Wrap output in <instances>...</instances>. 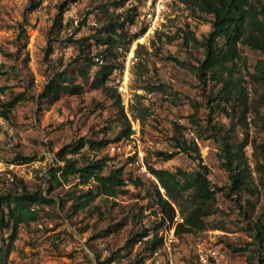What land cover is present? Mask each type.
Listing matches in <instances>:
<instances>
[{
  "label": "rangeland",
  "instance_id": "374dc122",
  "mask_svg": "<svg viewBox=\"0 0 264 264\" xmlns=\"http://www.w3.org/2000/svg\"><path fill=\"white\" fill-rule=\"evenodd\" d=\"M40 1L33 10L31 0H0V197L41 192L55 203L34 205L38 220L21 224L11 244V228L0 226V264H134L142 257L143 264H155L144 241L129 242L160 222L157 188L167 198L148 167L196 172L200 164L208 167L217 189V212L206 217L207 229L178 235L176 222L183 219L173 203L174 223L159 229L164 235L175 231L172 259L175 264H200L197 250L204 244L219 250L218 264H259L255 233L264 221V83L255 66L264 55L239 44L234 77L248 96L244 114L237 95L230 101L215 98L223 83L200 80L196 67L205 58L204 48L185 44L187 31L199 41L211 32L212 15L182 0L154 33L136 44L143 27L137 23L135 28L126 17L142 13V0ZM64 2L63 25L53 31ZM112 20L123 27L112 34L118 43L107 51L109 45L97 37L107 34L105 26ZM107 64L116 66L113 74L106 84L94 86ZM60 73L68 78L65 84H79L82 92H62L58 100L45 96L46 85ZM19 94L24 100L2 116L3 104ZM118 97L133 131L129 137L123 135L128 123ZM235 111L245 116L244 125L232 120ZM176 124L199 152L189 150L193 158L181 151L165 161L157 153L177 150ZM224 136L233 145L248 141V187L240 192L231 190L222 164ZM82 137L110 142L101 149L87 145L67 157L80 166L110 157L105 173L124 167L127 185L124 193L97 196L76 210V197L89 188L97 191L95 183L83 185L71 176L51 186L50 173L65 165L58 151ZM17 154L34 160L16 164Z\"/></svg>",
  "mask_w": 264,
  "mask_h": 264
},
{
  "label": "trees",
  "instance_id": "16d2710c",
  "mask_svg": "<svg viewBox=\"0 0 264 264\" xmlns=\"http://www.w3.org/2000/svg\"><path fill=\"white\" fill-rule=\"evenodd\" d=\"M40 0H31V9L35 10L40 6ZM195 9L213 16L212 30L207 34L202 41L195 36L191 31H187L185 35V44L190 43L202 46L205 50V58L200 61L196 67L197 75L204 82L208 78H213L216 83H223L222 87L216 92L215 98L224 100H232L237 95L239 106L243 107V113L248 109V96L245 88L235 81L234 68L236 59L241 57L240 43H244L253 49L259 50L264 55V0H184ZM67 3L64 2L60 6V15L55 20L53 31L58 30L63 25L62 15L65 13ZM137 10V7H135ZM136 14L128 15L127 20L134 24L137 20ZM123 27L122 23L111 21L105 26L107 34L95 36L102 44H108L107 51H110L112 45L118 43V40L112 35L116 34L118 29ZM145 29L142 30L144 32ZM136 38L138 34L135 35ZM223 38L224 42L220 43ZM103 54V53H101ZM116 66L107 64L104 69L97 75V79L93 82L94 86L106 84L110 76L113 74ZM258 79L264 83V57L260 59L255 66ZM101 76V77H100ZM67 76L64 73L58 74L45 87V96L52 100H58L62 92L80 93L83 88L79 84H65ZM235 93L233 94V92ZM4 89L0 87V92ZM233 96L231 97V95ZM25 95L19 94L11 100L3 104L4 110L2 116L8 117L10 111L18 102L24 100ZM117 104L127 121V127L123 131V135L130 136L132 134L131 124L124 112L121 98L118 97ZM243 113H236L232 117L237 119V123L244 125L245 116ZM245 114V113H244ZM179 134L175 138L177 150L158 151L157 155L163 160H171L181 151L186 153L189 150L199 152L198 144L188 142L184 137L181 125H175ZM216 129V127H215ZM217 130V129H216ZM223 128L219 129L222 132ZM109 140H92L84 137L80 138L76 143L64 145L59 151L58 156L65 161V165L51 169L50 184L51 186L56 181L62 184L68 181L71 176H78L81 184L88 185L94 182L97 188H89L84 193L78 195L76 210L84 209L97 196L106 195L108 197L117 196L120 193L126 192L127 178L125 177L124 167H114L109 173H105L110 157H102L100 159H92L85 165L80 166L77 159L68 158L69 154H78L89 145L91 149H101L109 144ZM248 141L244 140L236 145L230 142L228 136H224L223 154L221 157L225 161L222 162L224 168L229 172L232 181L231 190L240 192L248 187V176L250 166L245 148ZM190 156L194 158V155ZM34 160L33 156L17 154L16 164H26ZM159 181L161 187L165 190L167 198L163 196L160 189L157 188L159 195V206L162 217L159 223L153 228H145L142 232L136 233L129 238V242L145 243V248L154 254L164 242L163 237L159 234V229L166 223H174L175 208L173 203L180 207V212L183 221L176 222V233L182 234L193 232L194 230H205L208 227L206 217L217 212V189L212 185L209 178L208 167L200 164V168L196 172H188L181 168L176 171H171L163 168H155L151 165L148 167ZM129 179L132 176L129 175ZM64 180V181H63ZM64 201V199H62ZM55 200L41 192L30 193L27 191L14 196L0 197V226L11 228L9 235L10 244L18 237V230L21 224H30L38 220V214L32 207L34 205L53 204ZM250 203V202H249ZM254 206L253 203H250ZM5 205L6 207H3ZM33 209V210H32ZM255 238L258 241L260 249L259 264H264V221L261 220L260 226L255 233ZM113 260V257L109 259ZM142 257L134 264H143Z\"/></svg>",
  "mask_w": 264,
  "mask_h": 264
},
{
  "label": "built area",
  "instance_id": "2783aa9c",
  "mask_svg": "<svg viewBox=\"0 0 264 264\" xmlns=\"http://www.w3.org/2000/svg\"><path fill=\"white\" fill-rule=\"evenodd\" d=\"M181 1L182 0H142V5L140 6L142 13L137 16L136 23H134L133 26L136 28L138 23L143 27L141 31L143 29H145V31L143 35L135 40L136 44L143 41L141 39L144 38V35L148 36L154 33L166 21L173 5ZM97 60L103 62V59H100V57H97ZM148 174L154 176L150 171ZM154 178L160 185L157 178L155 176ZM160 188L162 192L165 191L161 185ZM162 232L160 235L164 239L163 245L154 252L152 260L155 261V264H175L172 259L173 243L176 240L175 231L172 229L171 233L168 235H164ZM219 254V250L209 248L204 244H200L197 250V257L200 264H218L220 259Z\"/></svg>",
  "mask_w": 264,
  "mask_h": 264
}]
</instances>
